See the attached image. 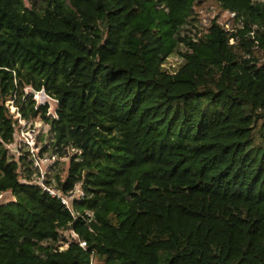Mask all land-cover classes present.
<instances>
[{"label": "trees", "instance_id": "1", "mask_svg": "<svg viewBox=\"0 0 264 264\" xmlns=\"http://www.w3.org/2000/svg\"><path fill=\"white\" fill-rule=\"evenodd\" d=\"M197 1L0 0V264H264V0H215L244 27L179 38ZM28 88L57 103L31 119L76 216L6 150Z\"/></svg>", "mask_w": 264, "mask_h": 264}, {"label": "built area", "instance_id": "2", "mask_svg": "<svg viewBox=\"0 0 264 264\" xmlns=\"http://www.w3.org/2000/svg\"><path fill=\"white\" fill-rule=\"evenodd\" d=\"M219 10L220 11L217 12L216 16H214L212 19H207L205 23L206 29L211 25L212 20H217L218 23H220L230 33L236 32L237 30L242 29L244 27V22L242 21V19L238 18V15L236 13L224 11L222 9ZM252 35H254V33H252ZM25 91L26 94H28V91L32 92L31 97H36L37 94L41 93L33 91L29 88ZM10 102L12 103L13 109V113H11V115L13 116V119L17 121V127L14 142L6 146L8 155L10 157L16 158L17 160H20L23 157L27 158L26 161L31 165L32 170L38 174L37 179L35 181L40 186V188L52 197L60 200L62 204L66 207V209L73 216H76V212L74 210V203L85 199L86 194L84 190L82 189L81 185H78L75 190L63 193L51 184H48V178L51 175L53 167L51 160L55 159V157H49L42 153L41 149L38 146L36 131L33 130L32 127H29L26 118L23 117L21 110L16 106L15 102ZM8 107L10 109L9 104ZM53 117L56 118L57 116L55 115ZM3 195L4 194L0 195V202L3 199ZM88 214L89 216H92L91 213ZM71 235L72 240L74 242L78 243L82 249H87V242L81 240L79 236L74 232H72ZM68 247L69 243H65L64 245H62L61 250H66ZM91 264H96V261L94 260L93 256L91 258Z\"/></svg>", "mask_w": 264, "mask_h": 264}, {"label": "rangeland", "instance_id": "3", "mask_svg": "<svg viewBox=\"0 0 264 264\" xmlns=\"http://www.w3.org/2000/svg\"><path fill=\"white\" fill-rule=\"evenodd\" d=\"M219 11L220 10L218 9V5L216 4L215 0H198L194 7L195 14L192 17L188 18L187 23L183 24L180 30L179 38L182 39L189 38L197 41L199 38L204 37L206 34L205 23L207 19H212L214 16H216L217 12ZM176 42H178V39H176ZM154 47H155V55H156V59L154 60V62L159 63L160 67L163 68L165 67L171 68L172 66H176L177 60L179 58V54L188 51V47L184 42H178L174 52L175 55L168 56L163 61L162 58L163 53L161 52L162 47L156 45H154ZM166 47L169 48L168 45ZM31 94L32 92L28 91V94H26V98L24 100V105H25L24 110L28 118L26 120L29 124V127H32L33 130L36 131L38 146L41 149V151L45 150L43 154L49 157H55V159L51 160L53 167H52L51 175L49 176L48 179L50 180L51 178H53V175L56 174L57 172H60L61 177L64 179L66 177L69 159L62 158L60 155H56L52 152L50 143L51 141H53L52 140L53 135L50 133L49 125L46 124L40 116L34 120L31 119L32 116L31 108L34 106L35 108H38L45 104H49V108H50L49 115L55 116L57 110V103L54 99L50 98L49 96H46L44 93L37 94L36 97L35 96L31 97ZM7 104L10 105V113H13L12 103L8 102ZM262 154L264 155V150ZM37 176L38 174L34 172V180L37 179ZM14 201H16V198L11 193L4 194L3 199L1 200L3 204H8ZM60 233H61L60 235L63 234L62 232ZM66 237H70V235L66 234ZM60 244H62V241Z\"/></svg>", "mask_w": 264, "mask_h": 264}]
</instances>
